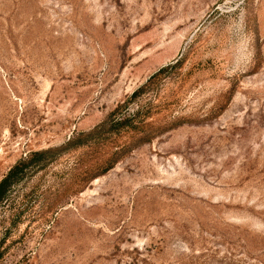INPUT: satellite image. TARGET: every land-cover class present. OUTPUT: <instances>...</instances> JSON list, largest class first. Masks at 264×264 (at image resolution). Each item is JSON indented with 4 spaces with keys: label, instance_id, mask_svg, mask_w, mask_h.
Returning <instances> with one entry per match:
<instances>
[{
    "label": "rangeland",
    "instance_id": "374dc122",
    "mask_svg": "<svg viewBox=\"0 0 264 264\" xmlns=\"http://www.w3.org/2000/svg\"><path fill=\"white\" fill-rule=\"evenodd\" d=\"M11 172L0 264H264V0H0Z\"/></svg>",
    "mask_w": 264,
    "mask_h": 264
},
{
    "label": "trees",
    "instance_id": "16d2710c",
    "mask_svg": "<svg viewBox=\"0 0 264 264\" xmlns=\"http://www.w3.org/2000/svg\"><path fill=\"white\" fill-rule=\"evenodd\" d=\"M137 92L134 94L136 95ZM18 170V169H17ZM15 172H11L9 175H7L1 182H0V204L4 200L6 193L11 186V179L13 177ZM1 258V257H0Z\"/></svg>",
    "mask_w": 264,
    "mask_h": 264
}]
</instances>
